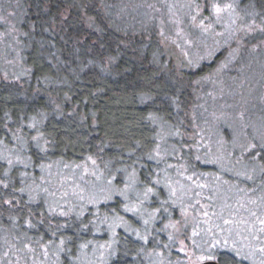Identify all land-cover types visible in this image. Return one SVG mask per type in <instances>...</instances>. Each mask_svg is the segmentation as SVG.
Returning a JSON list of instances; mask_svg holds the SVG:
<instances>
[{"label": "rangeland", "instance_id": "rangeland-1", "mask_svg": "<svg viewBox=\"0 0 264 264\" xmlns=\"http://www.w3.org/2000/svg\"><path fill=\"white\" fill-rule=\"evenodd\" d=\"M105 5L126 25L155 24L163 52L177 69L214 62L192 132H183L186 140L193 139V156L202 166L169 160L177 158L171 140L176 130L157 118L160 143L150 182L133 167L116 166L110 173L93 156L34 161L25 142L0 144L6 175L17 169L35 199L93 225L92 241L69 250L66 264H109L118 254L121 233L147 241L160 231L175 245L171 255L164 249L146 252L147 264H198L215 259L219 250L264 264V167L244 159L254 143L264 148V21L244 0H105ZM24 13L23 0H0V80L27 75ZM36 125L30 122L28 132L32 147L42 151ZM163 199L177 209L180 223L160 219ZM62 249L51 250L55 264H62ZM53 259L41 247L30 262Z\"/></svg>", "mask_w": 264, "mask_h": 264}, {"label": "trees", "instance_id": "trees-1", "mask_svg": "<svg viewBox=\"0 0 264 264\" xmlns=\"http://www.w3.org/2000/svg\"><path fill=\"white\" fill-rule=\"evenodd\" d=\"M244 1L264 21V0ZM23 2L27 75L0 80V144L25 142L31 158L41 163L93 156L110 173L116 166L133 167L150 182L157 165L152 156L160 143L159 118L176 130L171 140L177 158L169 160L202 166L193 156V139L186 140L183 132H192L189 126L200 92L215 72L214 62L177 69L163 52L155 24L126 25L105 8V0ZM30 122H37L42 151L32 147ZM244 159L264 167L263 146L254 143ZM6 168L0 161V264H32L41 247L54 258L47 264H55L51 250L59 245L66 264L69 250L92 241L93 225L50 210L43 198L29 194L17 169L6 175ZM170 202L161 201L159 217L178 224ZM156 234V240L143 241L121 233L118 254L109 264H147L145 254L154 250L171 255L173 237ZM213 256L220 264H248L227 250Z\"/></svg>", "mask_w": 264, "mask_h": 264}, {"label": "water", "instance_id": "water-1", "mask_svg": "<svg viewBox=\"0 0 264 264\" xmlns=\"http://www.w3.org/2000/svg\"><path fill=\"white\" fill-rule=\"evenodd\" d=\"M200 264H219V263L216 262V261H207V262H203V263H200Z\"/></svg>", "mask_w": 264, "mask_h": 264}, {"label": "flooded vegetation", "instance_id": "flooded-vegetation-1", "mask_svg": "<svg viewBox=\"0 0 264 264\" xmlns=\"http://www.w3.org/2000/svg\"><path fill=\"white\" fill-rule=\"evenodd\" d=\"M214 261H216V262H218L217 260H214ZM202 262H206V261H202ZM219 263V262H218ZM220 264V263H219Z\"/></svg>", "mask_w": 264, "mask_h": 264}, {"label": "snow or ice", "instance_id": "snow-or-ice-1", "mask_svg": "<svg viewBox=\"0 0 264 264\" xmlns=\"http://www.w3.org/2000/svg\"><path fill=\"white\" fill-rule=\"evenodd\" d=\"M219 11V9H217Z\"/></svg>", "mask_w": 264, "mask_h": 264}]
</instances>
